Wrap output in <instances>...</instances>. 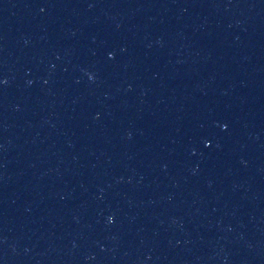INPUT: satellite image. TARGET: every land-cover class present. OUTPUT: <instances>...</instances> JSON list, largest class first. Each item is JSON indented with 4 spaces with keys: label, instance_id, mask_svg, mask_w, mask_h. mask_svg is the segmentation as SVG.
Returning <instances> with one entry per match:
<instances>
[{
    "label": "water",
    "instance_id": "1",
    "mask_svg": "<svg viewBox=\"0 0 264 264\" xmlns=\"http://www.w3.org/2000/svg\"><path fill=\"white\" fill-rule=\"evenodd\" d=\"M0 264H264V0H0Z\"/></svg>",
    "mask_w": 264,
    "mask_h": 264
}]
</instances>
